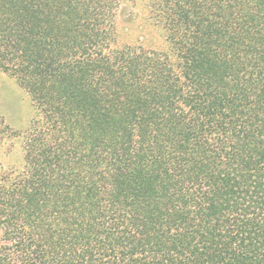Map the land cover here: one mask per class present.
I'll use <instances>...</instances> for the list:
<instances>
[{
	"label": "trees",
	"instance_id": "trees-1",
	"mask_svg": "<svg viewBox=\"0 0 264 264\" xmlns=\"http://www.w3.org/2000/svg\"><path fill=\"white\" fill-rule=\"evenodd\" d=\"M116 2L0 0L45 119L0 180V264H264V0L168 3L175 68L108 52Z\"/></svg>",
	"mask_w": 264,
	"mask_h": 264
},
{
	"label": "rangeland",
	"instance_id": "rangeland-1",
	"mask_svg": "<svg viewBox=\"0 0 264 264\" xmlns=\"http://www.w3.org/2000/svg\"><path fill=\"white\" fill-rule=\"evenodd\" d=\"M172 0H117L113 6L111 51L126 47L164 52L176 67V56L167 41L164 8ZM43 119L28 88L11 73L0 70V180L25 170L27 140ZM35 122V124H34Z\"/></svg>",
	"mask_w": 264,
	"mask_h": 264
}]
</instances>
